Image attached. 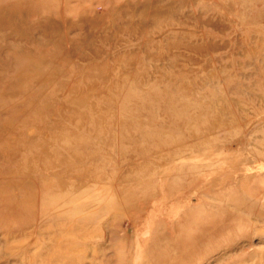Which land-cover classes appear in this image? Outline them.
<instances>
[{"label": "rangeland", "instance_id": "rangeland-1", "mask_svg": "<svg viewBox=\"0 0 264 264\" xmlns=\"http://www.w3.org/2000/svg\"><path fill=\"white\" fill-rule=\"evenodd\" d=\"M0 264H264V0H0Z\"/></svg>", "mask_w": 264, "mask_h": 264}, {"label": "bare ground", "instance_id": "bare-ground-1", "mask_svg": "<svg viewBox=\"0 0 264 264\" xmlns=\"http://www.w3.org/2000/svg\"><path fill=\"white\" fill-rule=\"evenodd\" d=\"M67 161H68V160H67ZM75 202H76V201H75ZM75 202H74V203H75ZM87 225H88V224H87ZM92 230H93V228H92Z\"/></svg>", "mask_w": 264, "mask_h": 264}]
</instances>
